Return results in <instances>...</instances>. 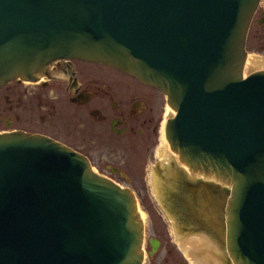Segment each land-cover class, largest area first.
Listing matches in <instances>:
<instances>
[{"label":"water","instance_id":"1","mask_svg":"<svg viewBox=\"0 0 264 264\" xmlns=\"http://www.w3.org/2000/svg\"><path fill=\"white\" fill-rule=\"evenodd\" d=\"M258 1L0 0V87L59 70L83 105L77 59L159 90L177 161L227 188L205 200L230 263L264 264V69L242 76ZM142 239L129 188L44 135L0 132V264H142Z\"/></svg>","mask_w":264,"mask_h":264},{"label":"flooded vegetation","instance_id":"2","mask_svg":"<svg viewBox=\"0 0 264 264\" xmlns=\"http://www.w3.org/2000/svg\"><path fill=\"white\" fill-rule=\"evenodd\" d=\"M249 42H254L258 53L264 56V0L258 1L252 14L245 51ZM68 63L78 80V89L90 91L83 105L72 104L70 99L75 91L70 93L66 73L59 70H55L53 77L35 83L13 79L0 87V114L3 110L11 111L9 104L13 101L15 119L30 123L33 113L25 102L34 104L41 109L38 121L44 122L46 116L54 115L48 126L58 131L51 134L15 127L1 132L17 130L44 135L84 156L95 173L129 188L136 199L138 195L131 184H139L144 196L151 197L163 230L169 236V239L150 237L143 224L142 264H193L192 258L180 248L178 232L184 239L188 234L205 235L224 248L223 225L217 223L222 219L218 202L215 209V204L206 202L205 198L207 194L221 195L227 188L221 185V189L214 190L211 181L189 177L179 166L170 165L169 170L160 168L162 164L169 166L172 160L168 155L157 156L165 114L162 93L102 63L77 59ZM6 118L0 117V121L7 120L4 123L9 126L10 117ZM153 179L158 181L159 188L153 187ZM221 258L224 264L230 263L227 255Z\"/></svg>","mask_w":264,"mask_h":264},{"label":"bare ground","instance_id":"3","mask_svg":"<svg viewBox=\"0 0 264 264\" xmlns=\"http://www.w3.org/2000/svg\"><path fill=\"white\" fill-rule=\"evenodd\" d=\"M249 58H250L249 56H246L244 59L243 71H242L243 77L249 72L248 70H250L251 68L264 66V62L260 61L259 59L255 58V59L251 60V58L250 59ZM260 59H262V58L260 57ZM262 68H264V67H262ZM262 68H260V70ZM42 79L43 78H40L39 80H42ZM23 82L25 84H31L30 81L24 80ZM171 114H175V111L165 103V114L163 117V122L161 124V131H160L161 136H160V141H159V148L157 150V156L158 155L161 156L163 154L165 156L168 155V156H170V158H172V160H171L169 166L162 164V165H160V168L168 167V170H169L170 165H174L175 167L179 166V167L183 168L184 171L188 172L189 177L192 176L195 178V177H197V175H195V174L191 175L189 173V171L187 170V168L185 166L181 165L176 160V154L170 150L168 143L164 137L163 126H164L166 117L170 116ZM159 178H161V177H159ZM152 184H153V187H155V188L160 187L159 186L160 184L158 183V181L156 179L152 180ZM222 186L226 188V186H224V185H222ZM136 205H137V210H138L139 216H140L142 224H143L144 223V214H146V213H143L142 211H140L138 209L139 206H138L137 201H136ZM188 235H187L186 239H184L183 236H181L180 233L178 232L176 239L179 240L180 248L183 250L184 254L186 256L192 258L191 261L193 264H224L221 256L222 255L226 256V252L224 251V248H222V249L219 248V246L214 241H212L213 238H212V240H209V237H207L205 235L204 236L200 235V234H191L190 236H188ZM142 250H143V239H142ZM229 264H231V263H229Z\"/></svg>","mask_w":264,"mask_h":264},{"label":"rangeland","instance_id":"4","mask_svg":"<svg viewBox=\"0 0 264 264\" xmlns=\"http://www.w3.org/2000/svg\"><path fill=\"white\" fill-rule=\"evenodd\" d=\"M260 54L261 53H258V51L256 50V45L254 42H252V43L249 42L247 44L246 56H249L251 58V60L256 58V59H259L260 61L264 62V58H263L264 56H261ZM260 57L262 59H260ZM262 67H264V66L251 68L248 71L250 72L254 69L255 70L260 69ZM262 69H264V68H262ZM5 92H7V91H5ZM11 99H12V97H11ZM25 104L27 105V107H29V109H31V111L33 113L32 119L30 118V123H22V122H19L15 119V112L13 109V101H12L9 104L12 107L11 111L3 110L2 113L0 114L1 119H7L6 117H10V120H11L10 125L9 126L5 125L4 122H7V120H1L0 121V132L2 130L13 129L15 127H21L23 129H29V130H33V131H43V132H48L51 134H54L53 131H58L55 129H51V127L48 126V122L51 121V119H52L51 117H54V115H52L51 117L46 116V120L44 122H40V121H38V116L40 115L39 111H41V109L40 108L38 109V107L33 106L34 104L32 106H30L26 102H25ZM59 134H61V131L58 132V135ZM121 184H123V183H121ZM131 185L134 188L133 190H134V193L136 194V196L138 195V197L136 199L138 202V206H139L138 209L140 211H142L143 213H146V214H144V223H143L145 226L146 235H148L150 237L159 236L161 239H169V236L167 234H165V230H163V225H162L163 222L161 220H159V216L157 215V212L155 211V208L153 207V202L151 200V197L148 198V197L144 196V194L142 193V189L140 188L139 184L132 183ZM145 190H147L146 187H145ZM149 191L150 190L148 189V193H149ZM145 193H146V191H145ZM176 254L179 255V252L177 251Z\"/></svg>","mask_w":264,"mask_h":264}]
</instances>
